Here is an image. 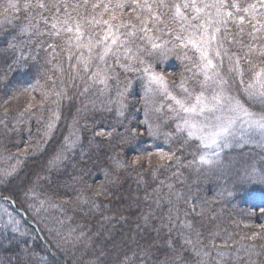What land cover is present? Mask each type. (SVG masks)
Returning a JSON list of instances; mask_svg holds the SVG:
<instances>
[{
  "label": "snow or ice",
  "instance_id": "6c2138e0",
  "mask_svg": "<svg viewBox=\"0 0 264 264\" xmlns=\"http://www.w3.org/2000/svg\"><path fill=\"white\" fill-rule=\"evenodd\" d=\"M0 33L8 37L3 52L19 53L13 56L0 80H7L8 72L26 69L29 60L39 63L43 53L44 64L51 66L45 75L53 83L47 89L37 80L13 91L0 103L4 109L0 116V184L18 177L29 156L48 151V142L62 118L61 102L72 99L66 85L84 98L82 107L72 116L67 134L48 152L45 171H37L25 188L22 207L17 209L16 200L10 195L0 196L4 202L0 205V221L6 231L10 228L20 237L31 235L36 239L40 229L22 227V220L25 225L28 216L37 225L46 219L54 222L44 224L48 235L43 239L46 251L55 257L57 251L53 249L64 250L69 243L75 246L83 241L86 248L93 247L89 235L92 229L85 230L83 224L72 226L75 214L96 218L99 227L93 235H110L118 222L128 224L135 205V229L127 234V241L114 243L113 252L103 248L94 252L88 264H264V259H260L264 257V243L259 250L255 243L257 238L264 241V224L258 226L260 231L236 233L238 241L229 233L218 244L215 237L219 236V224L207 236L197 226L198 222L203 224L217 217H209L203 204L176 189L174 183L159 179L151 192L146 189V211L138 197L127 204V210L122 206L113 210L114 193L110 187L121 169L138 167V174L143 176V170L148 168L153 180H157V172L171 170L173 166L196 165L197 171L201 165L219 167L220 150L234 143H257L264 147V0H0ZM188 50L195 56H189ZM170 55L189 62L185 70L191 76L181 73L178 84H170L166 75L157 70ZM49 72L60 74L58 87ZM134 81H139L144 89V119L122 123L123 130L119 132L116 127L93 132L94 137L107 139L112 149L110 167L104 170L105 181L93 186L85 179L87 169H81L65 183L62 194L43 191L41 181L51 184L49 173L59 171L68 154L78 146L81 119L96 110L111 111L113 104L117 114L124 116L131 106L129 97ZM37 90L38 103L32 95ZM25 94L29 97L25 106L9 117V102ZM163 100L171 103L165 104ZM165 108L170 115L162 120L156 114ZM33 118L39 126L37 134H33ZM87 126L85 119L84 127ZM144 137L162 140L165 147L138 150L126 159V148ZM10 143L16 144V152L8 147ZM190 149L193 158L183 164L181 156ZM173 175L182 174L177 171ZM245 178L264 184V167L258 170L250 166ZM54 195H58V200ZM101 197L107 202L101 201ZM53 208L61 215L48 216ZM232 223L237 229L241 225L253 227L244 220ZM245 240L253 243L241 244ZM13 242L15 237L9 239V244ZM27 243L23 239L18 241L24 248L17 264H31L34 253ZM233 244L240 247L227 251ZM213 250L215 257L211 256ZM0 264L12 261L0 258ZM36 264L55 261L45 255Z\"/></svg>",
  "mask_w": 264,
  "mask_h": 264
},
{
  "label": "trees",
  "instance_id": "16d2710c",
  "mask_svg": "<svg viewBox=\"0 0 264 264\" xmlns=\"http://www.w3.org/2000/svg\"><path fill=\"white\" fill-rule=\"evenodd\" d=\"M8 37L0 33V75H3L7 71V66L12 62L14 55H19V53L7 52L4 53L3 50L7 48ZM25 54H27V48L25 47ZM189 56H195L192 50H188ZM63 55V54H62ZM44 54H41L39 63L35 61H28V66L26 69H18L7 73V80H0V103L4 99H7L12 95L13 91L28 87L30 84H35L37 80L40 81V84L47 89L53 87L52 80L47 79L45 75V70L50 68V65L44 64L43 59ZM189 62L180 58H177L175 55H170L158 69H162L168 66H171V69L174 71H181L185 76H191L190 72L185 70V65ZM67 63H64V68L67 70ZM186 72V73H185ZM48 75H51L53 79L56 80V86L60 85V80L58 72H49ZM77 83H79L77 81ZM170 83V82H169ZM171 84V83H170ZM178 84V83H176ZM68 89V94L72 97L71 100L65 99L61 102V120L57 124L56 131L54 133L53 139L48 142L47 149L45 153H37L28 157L27 162L21 166L20 174L15 179H12L7 184H0V196H12L16 200V208L20 209L23 205V193L28 184L35 178V173L37 171H45L44 166L47 163L48 152L56 146L62 140L63 135L67 134L68 126L72 123V116L76 114V109L82 107L83 97H78L75 95L76 89L70 85H66ZM131 96L129 97L130 107L125 111L124 116H119L116 111V105H111V111L108 110H96L94 112H89L86 117L81 119V132H80V142L76 147L74 152L68 154V159L64 162V166L55 173L51 172L53 175L54 181L61 183L64 179H67L68 182L71 180L74 174H78L81 169H87V175L85 179L89 182L93 178H96L101 182L105 181L104 170L110 167L109 156L112 154V149L108 146V140L102 137H94L93 132L96 129H106L111 131L113 127H116L117 131H122V123L126 124L129 121L136 123L137 121H142L144 119L143 113V104L142 97L144 95V89L139 81H134L132 89H130ZM174 92H179V89H174ZM32 95H35L37 98V103L40 100V92L37 90ZM26 96V97H25ZM111 96L115 97V91L111 92ZM28 100L27 94L19 97L18 100H12L9 102V111L23 108L25 105L24 101ZM28 97V98H27ZM101 99H104L101 97ZM171 103L166 101L165 104ZM49 107L46 105V109ZM55 107V105H51ZM91 107V105H89ZM100 108L99 102L97 103V109ZM140 109V111H137ZM1 111L4 109L0 108ZM46 113V112H44ZM43 113V114H44ZM1 114V112H0ZM162 120L165 119L168 115L167 108L163 110L162 113H157ZM85 119L88 122L87 128L84 127ZM93 121L95 124H93ZM169 124L174 127L172 121L169 120ZM32 126L39 127L35 124L34 119ZM33 130V129H32ZM33 134L35 133L33 131ZM26 135V134H25ZM115 135V133L113 134ZM15 139V136H13ZM93 141L89 143V141ZM10 143L8 147L14 150L15 144ZM155 146L165 147L162 140L153 141L150 138L144 137L141 140L137 141L133 147H127L125 155L132 157L136 151H148L149 149L155 150ZM259 148L251 143H234L230 147L222 149L221 164L219 168H224L225 170H216L206 165H201L200 170L197 171V166L193 165L192 168H187L183 166H173L171 170L161 169L156 173L158 179L153 180L150 169L145 168L143 170V176H140L138 173L141 171L138 167L135 169H121L118 175L115 177V184H111V190L114 195L112 197L113 210L116 206H122L124 210L128 203L132 199L139 198V204L143 210H147V204L143 199L145 190L151 192L152 187L155 184L159 183V179H163L166 182H172L176 186V189H184L187 186H190L191 189L196 191L195 195L197 198H200L202 204L205 208L209 210V217L215 215L216 220H210L214 223L219 222L220 225L223 221H230L232 215L237 208L241 196V192L245 190V187L251 185L250 181L245 178V171L250 169V166L255 165L258 161L259 154L262 155ZM192 151H185L182 156L183 164H187L192 157ZM178 155H180L178 153ZM179 172L182 175L176 176L173 175L174 172ZM218 173L221 175L219 177ZM217 175L215 178L212 176ZM213 179H216L212 181ZM143 181V182H142ZM19 182L20 186L14 190V188L9 186L11 183ZM53 182V181H52ZM54 182L53 184H56ZM41 184L44 185L43 191H47L49 194L58 193L57 188H48L47 184L44 181H41ZM250 191L261 192L260 189L256 186H249ZM164 192H167V188H164ZM58 195H54V198ZM103 202V198H99ZM0 204H3L0 201ZM11 211L12 208L9 207ZM16 213L15 211H13ZM133 215L131 216L128 224H123V222H118L114 229L111 230L110 235L105 233L102 236L93 235L96 228L99 227V224L93 217L85 218L81 214H75L76 219L72 221V226L75 227L76 224H83L85 230L92 229V232H89V235L92 236L93 247L86 248L83 241H80L73 246L72 243H69L64 250H55L57 254L55 257H52L50 253L46 251V241L43 243L42 239L38 236L35 239L36 241L42 242V245L45 247L44 254L35 250L34 244L30 238L20 237L18 234H14L10 229L7 231L4 229L3 224L0 222V258L10 259L12 264H17L18 257L21 256L22 249L24 248L23 244H18V241L23 239L27 240V247L34 253L31 257V264H36L40 260L41 256L47 255L49 260L55 261V264H88L90 258H94V252H99L101 248L105 252H113V244H121L124 241H127V234L132 233L135 229V213L136 206L132 208ZM17 214V213H16ZM68 214H72L71 212ZM18 215V214H17ZM49 216V214H47ZM20 218V216L18 215ZM62 218V217H61ZM28 219V225L31 223ZM209 219L206 220V223L199 225L201 226L202 231L205 236L208 235L209 231L214 229L209 222ZM254 219L259 220L264 224V213L259 212L254 216ZM50 220H44L41 224L52 223ZM23 222V220H22ZM24 223V222H23ZM36 226H32L33 229ZM108 228H111V225H107ZM79 231V229L77 230ZM103 231V230H102ZM142 231V230H141ZM44 233L48 235L47 230L44 229ZM15 237V242L9 244V239ZM47 237V236H46ZM39 242V244H40ZM130 242V241H129ZM143 243V240L140 241ZM253 243V242H251ZM250 243V244H251ZM257 249L259 250V245L264 243L259 238L255 241ZM243 255V252H241ZM79 258V262L74 261ZM255 259V257H253ZM112 259V257H108ZM260 259H264L261 257Z\"/></svg>",
  "mask_w": 264,
  "mask_h": 264
},
{
  "label": "rangeland",
  "instance_id": "374dc122",
  "mask_svg": "<svg viewBox=\"0 0 264 264\" xmlns=\"http://www.w3.org/2000/svg\"><path fill=\"white\" fill-rule=\"evenodd\" d=\"M157 70L160 71L161 73L165 74L166 78L169 80V82L171 84L172 83H179L180 76H181V71H179V70L178 71H174V70L171 69V66H168V67H165V68H162V69H157ZM25 97L23 99H25L24 103L26 104L27 100H26ZM166 101L167 100H163V103H165ZM0 112H1L0 116H2L3 115V111L0 110ZM16 112L17 111H15V110H10L9 111V117L14 116L16 114ZM45 112L46 113H44L43 115H44L45 118H47L48 112L47 111H45ZM32 129H33V131L35 133V129H37V126L36 127L32 126ZM251 144L257 146L259 148V150L258 149L257 150L259 152L260 151L262 152L261 153L262 155L259 154L258 161L254 165L259 170L260 168L264 167V147L260 146L257 143H251ZM14 147L15 148H14L13 152H16V150H17L16 144H15ZM201 151H203V149H201ZM221 155H222V149L220 150V155H219L220 162H222V160H221L222 156ZM126 159H131V157L126 155ZM152 159H153V162L155 163L156 157L154 156ZM212 159L215 160V159H217V157L212 156ZM206 166H208V165H206ZM212 168H216V170H219V173L221 172V170H225L224 168H219V167H212ZM55 172L56 171H53V173H55ZM219 173H218V175H219V177H221V175ZM49 175L52 177V181L53 182L51 184H49L48 181H44V183L47 184L48 188H57V185H59L58 192H59V194H62L63 190H64V185H65V183L68 182V180L64 179L63 181H61V183H59V182L54 181L53 175H51L50 173H49ZM216 176L217 175H214V176H212V178H215ZM214 180H216V179H213L212 181H214ZM54 182H56V184H53ZM89 183H91V184H93V186H95V185L99 184L100 181L98 179H96V178H93L92 181L89 182ZM250 183H251V185H249L250 187L256 186V187H258V189L261 190V192L250 191L249 190V186L245 187V190H243L241 192L239 204H238L237 208L235 209L234 214L231 217L232 219L230 221H228V222L223 221V223L220 224L219 236L215 237L216 242L218 244H221L223 242L222 238L227 237L229 235V233H231L233 235L234 240L238 241L240 239L239 235L236 234L238 232H240L242 234V232L260 231L258 226L261 225L262 223L259 220L254 219V216L256 214H258L259 212H261V209H264V184L252 183V182H250ZM9 186L10 187L12 186L14 188V190H15L16 188H18V186H20V183L19 182L11 183ZM175 188H176V186H175ZM178 190H182L183 192H185L187 194H190L192 197L196 198L199 203L202 204L201 199L197 198V196L195 195L196 191L191 189L190 186H187L184 189H178ZM55 199L58 200V197H55ZM1 202L4 204L3 201H1ZM3 204H0V205H3ZM4 206H7V205H4ZM9 211H11L10 208H9ZM249 213H251V215H249ZM48 214H49V216H60L61 215L59 210L55 209V208L51 209ZM13 215L17 216V218H19L18 215L16 213H14V212H13ZM28 217H29V222L31 224L30 225H28V224L25 225L22 222V227L26 226L27 228L32 229L31 228L32 226H36L35 228L33 227V229L39 228L40 231L36 232V235H38L42 239L43 243H45L44 242L45 239H43V238L46 237L47 235L44 233L43 225L41 223L39 225H37V223L35 221H33L30 216H28ZM87 218L90 219L91 217H87ZM93 218L95 219V217H93ZM3 220L6 221L7 217H3ZM233 220H237V221L244 220L246 222H250V224L253 227L244 228L243 225H241L240 229H237L236 226L232 223ZM0 222L3 224V221H0ZM49 222H52V221H49ZM209 222L211 223V226L213 227L211 229H214V226L219 223V222L214 223L210 219H209ZM52 223H54V222H52ZM203 223H206V221H204ZM199 225H201V224L198 222L197 226L199 227ZM225 229H227V231H225ZM27 237L30 238L33 243H35L33 245L35 250H37V251H39V252L44 254L45 247L42 245V242L39 241L40 242V244H39L38 241H36L35 239H32L31 235H29ZM251 242L252 241L245 240V241H241V244L248 245ZM239 247H240V244H233V245H231V247L229 249H226V250L230 251V252H234V249L235 248H239ZM215 255H216V253L213 250L211 252V256L215 257ZM74 261H76L78 263L79 262V258L75 259Z\"/></svg>",
  "mask_w": 264,
  "mask_h": 264
}]
</instances>
